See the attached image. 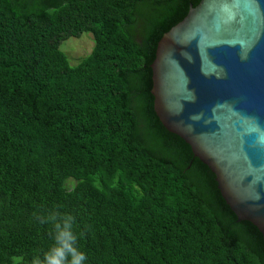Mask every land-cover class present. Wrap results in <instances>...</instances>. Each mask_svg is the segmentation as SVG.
Here are the masks:
<instances>
[{"label": "trees", "instance_id": "trees-1", "mask_svg": "<svg viewBox=\"0 0 264 264\" xmlns=\"http://www.w3.org/2000/svg\"><path fill=\"white\" fill-rule=\"evenodd\" d=\"M191 0H0V264L52 245L70 213L85 264H264L210 169L153 110L157 42ZM90 33L70 65L60 50Z\"/></svg>", "mask_w": 264, "mask_h": 264}, {"label": "water", "instance_id": "water-1", "mask_svg": "<svg viewBox=\"0 0 264 264\" xmlns=\"http://www.w3.org/2000/svg\"><path fill=\"white\" fill-rule=\"evenodd\" d=\"M150 68L159 121L264 241V0H191Z\"/></svg>", "mask_w": 264, "mask_h": 264}, {"label": "clouds", "instance_id": "clouds-1", "mask_svg": "<svg viewBox=\"0 0 264 264\" xmlns=\"http://www.w3.org/2000/svg\"><path fill=\"white\" fill-rule=\"evenodd\" d=\"M264 143V138H262ZM35 219L41 224H51L53 243L43 253L34 256L31 264H85L87 256L78 247V235L74 231L75 217L70 213L48 211L34 213Z\"/></svg>", "mask_w": 264, "mask_h": 264}, {"label": "rangeland", "instance_id": "rangeland-1", "mask_svg": "<svg viewBox=\"0 0 264 264\" xmlns=\"http://www.w3.org/2000/svg\"><path fill=\"white\" fill-rule=\"evenodd\" d=\"M93 47V38L90 33H83L80 37H70L65 40L60 50L66 55L70 65L77 64L88 55Z\"/></svg>", "mask_w": 264, "mask_h": 264}]
</instances>
